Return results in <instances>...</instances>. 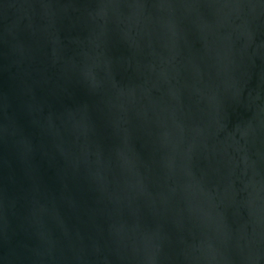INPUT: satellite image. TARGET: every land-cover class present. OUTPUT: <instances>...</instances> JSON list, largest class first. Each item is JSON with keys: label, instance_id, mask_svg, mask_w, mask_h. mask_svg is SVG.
Listing matches in <instances>:
<instances>
[{"label": "water", "instance_id": "water-1", "mask_svg": "<svg viewBox=\"0 0 264 264\" xmlns=\"http://www.w3.org/2000/svg\"><path fill=\"white\" fill-rule=\"evenodd\" d=\"M0 264H264V0H0Z\"/></svg>", "mask_w": 264, "mask_h": 264}]
</instances>
